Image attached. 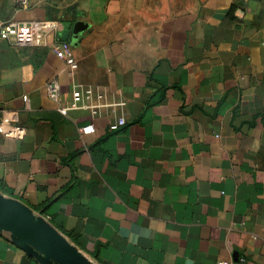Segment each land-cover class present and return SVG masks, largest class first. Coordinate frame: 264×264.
<instances>
[{
  "label": "crops",
  "instance_id": "1",
  "mask_svg": "<svg viewBox=\"0 0 264 264\" xmlns=\"http://www.w3.org/2000/svg\"><path fill=\"white\" fill-rule=\"evenodd\" d=\"M27 1L0 20L60 27L0 45V110L26 129L0 136V195L93 264H264V0ZM74 90L126 105L63 116ZM0 264L42 263L0 233Z\"/></svg>",
  "mask_w": 264,
  "mask_h": 264
},
{
  "label": "built area",
  "instance_id": "2",
  "mask_svg": "<svg viewBox=\"0 0 264 264\" xmlns=\"http://www.w3.org/2000/svg\"><path fill=\"white\" fill-rule=\"evenodd\" d=\"M20 9L28 8L27 0H16ZM60 24L58 21H38L30 24L20 23L14 20H0V45L7 42L12 46H32L44 44L47 37L53 34ZM52 53L63 60L68 66L74 64L72 48L69 44H51ZM45 89L48 95L55 101L59 100L58 85L54 81L46 84ZM126 103L119 99L108 100L103 94H97L93 101L88 103L81 102V94L74 90L72 99L65 106H59L57 111L66 116L72 111L88 112L91 116L108 114L113 111L123 109ZM122 116H117L115 123L111 124V130H117L125 125ZM93 132V126H86L81 129L82 134ZM26 135V129L18 124L17 114L0 110V136L7 140L22 141ZM216 264H232L228 261H217Z\"/></svg>",
  "mask_w": 264,
  "mask_h": 264
},
{
  "label": "water",
  "instance_id": "3",
  "mask_svg": "<svg viewBox=\"0 0 264 264\" xmlns=\"http://www.w3.org/2000/svg\"><path fill=\"white\" fill-rule=\"evenodd\" d=\"M0 233L42 264H93L40 214L0 195Z\"/></svg>",
  "mask_w": 264,
  "mask_h": 264
}]
</instances>
